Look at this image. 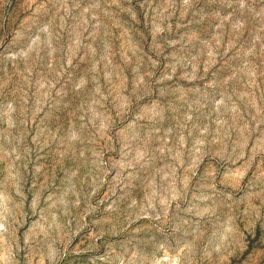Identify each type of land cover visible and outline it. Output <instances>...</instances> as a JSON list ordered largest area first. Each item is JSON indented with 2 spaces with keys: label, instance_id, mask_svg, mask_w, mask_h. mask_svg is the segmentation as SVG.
I'll return each mask as SVG.
<instances>
[{
  "label": "rangeland",
  "instance_id": "rangeland-1",
  "mask_svg": "<svg viewBox=\"0 0 264 264\" xmlns=\"http://www.w3.org/2000/svg\"><path fill=\"white\" fill-rule=\"evenodd\" d=\"M0 264H264V0H0Z\"/></svg>",
  "mask_w": 264,
  "mask_h": 264
}]
</instances>
